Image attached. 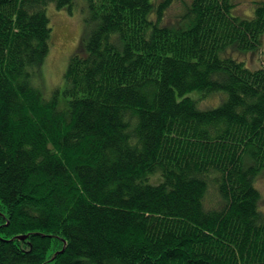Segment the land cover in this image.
Returning <instances> with one entry per match:
<instances>
[{
	"label": "trees",
	"instance_id": "16d2710c",
	"mask_svg": "<svg viewBox=\"0 0 264 264\" xmlns=\"http://www.w3.org/2000/svg\"><path fill=\"white\" fill-rule=\"evenodd\" d=\"M74 1L0 0V264H264V56L223 54L264 44V0H88L58 109L31 77Z\"/></svg>",
	"mask_w": 264,
	"mask_h": 264
},
{
	"label": "rangeland",
	"instance_id": "374dc122",
	"mask_svg": "<svg viewBox=\"0 0 264 264\" xmlns=\"http://www.w3.org/2000/svg\"><path fill=\"white\" fill-rule=\"evenodd\" d=\"M153 1V0H152ZM189 1V0H187ZM236 5L233 12L238 15L252 16L254 14V1L258 0H233ZM184 6L183 0H175L166 10V19L172 21L174 16L179 13ZM49 16V23L52 28V39L50 51L45 61L39 65L38 70L31 77V82L38 87L42 94L51 97L56 89L58 109L68 107L67 98L63 89L65 86V72L71 56L80 48L83 40L91 35L96 27V21L92 18L91 8L88 0H75L71 5L59 7L56 2H51L46 8ZM157 11L154 9L151 17L155 18ZM264 42V35H263ZM228 50L223 54L234 56L235 58L244 60L250 68H257L261 64V58L264 56V44L260 45L259 50L240 49L235 44H230ZM237 47V48H235ZM254 51H259L253 53ZM191 97L196 99L197 106L200 109L213 108L221 104L225 99L224 91H216L208 95H204L200 90H194L189 93ZM264 172V168L261 172ZM256 186L261 192V209L264 210V173L257 175L255 180ZM214 192L210 191L209 201H213ZM51 264V263H47Z\"/></svg>",
	"mask_w": 264,
	"mask_h": 264
}]
</instances>
